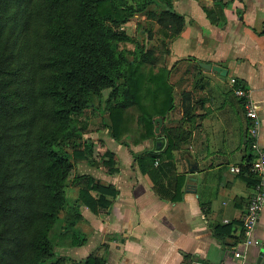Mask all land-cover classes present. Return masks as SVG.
Returning <instances> with one entry per match:
<instances>
[{
    "label": "trees",
    "instance_id": "obj_1",
    "mask_svg": "<svg viewBox=\"0 0 264 264\" xmlns=\"http://www.w3.org/2000/svg\"><path fill=\"white\" fill-rule=\"evenodd\" d=\"M140 12L164 37L182 29L184 19L171 11L170 0H0V264H65L50 234L67 231L70 182L78 180L79 204L91 210L109 205L103 194L96 199L90 192L112 195V189L86 174L71 177L78 162L96 164L85 137L95 130L87 108L99 110L103 127L126 145L155 139L154 120L161 117L164 149L133 155L142 170L147 158L167 177L169 188L152 181L158 195L181 194L184 178L175 173L173 151L188 142L190 131L165 125L174 108L168 70L161 65L155 71L153 50L120 28ZM100 158L114 170L113 152ZM251 159L243 169L249 171ZM83 240L75 233L67 246Z\"/></svg>",
    "mask_w": 264,
    "mask_h": 264
},
{
    "label": "crops",
    "instance_id": "obj_2",
    "mask_svg": "<svg viewBox=\"0 0 264 264\" xmlns=\"http://www.w3.org/2000/svg\"><path fill=\"white\" fill-rule=\"evenodd\" d=\"M170 1L171 11L184 19L181 31L164 37L154 21L146 19L145 26L150 22L154 40L164 45L161 52L154 51V70L164 65L173 87L174 108L165 125L181 124L190 131L188 142L173 151L175 173L184 178L181 194L175 199L158 195L152 181L169 188L167 177L147 158L142 170L133 155L163 150L165 133L158 131L153 140L128 145L109 136L107 128L103 135L96 133V164L78 162L71 177L89 175L114 194L92 190L96 199L103 194L109 205L96 204L91 210L76 201L78 180L66 187L72 189L73 199L65 211L67 231L58 233L65 237L59 247L65 264H83L88 258L101 264L241 262L232 250L244 248L240 218L258 177L250 168L243 169L251 154L252 162L254 149L248 141L243 99L234 88L252 95L262 123L258 141L264 147V0ZM200 62L218 65L226 74ZM105 150L115 155L113 171L99 159ZM187 158L196 169H190ZM75 233L83 242L67 246ZM254 236L260 245L245 248L244 263L264 264V206Z\"/></svg>",
    "mask_w": 264,
    "mask_h": 264
},
{
    "label": "built area",
    "instance_id": "obj_3",
    "mask_svg": "<svg viewBox=\"0 0 264 264\" xmlns=\"http://www.w3.org/2000/svg\"><path fill=\"white\" fill-rule=\"evenodd\" d=\"M231 81L235 82V78H231ZM234 93L237 96L242 97L245 114L249 119L248 134L251 138L252 147L254 149V158L250 164V171L258 177L255 191L240 218L242 227L241 244L244 248H234L232 250L233 257L235 259H241L240 264H245V248L252 244L260 245L259 239L254 236V228L259 219L261 209L264 206V147L261 146L258 141L262 123L258 116L257 107L252 95L242 87H235ZM193 264L204 263L200 260H195Z\"/></svg>",
    "mask_w": 264,
    "mask_h": 264
},
{
    "label": "rangeland",
    "instance_id": "obj_4",
    "mask_svg": "<svg viewBox=\"0 0 264 264\" xmlns=\"http://www.w3.org/2000/svg\"><path fill=\"white\" fill-rule=\"evenodd\" d=\"M145 14L143 12L140 13H136L134 14L133 17H131L127 22H125L124 24H122L120 26V28L124 29L126 32H128L130 35H132V37L136 40H138L141 45L143 46L144 49H152L153 52L154 51H159L161 52L162 49L164 48V45L162 43H158L156 42V40H154V32L152 31V34H148L149 32L145 31ZM148 34V35H147ZM150 35V36H149ZM153 47V48H152ZM157 64V63H156ZM109 90H104L103 95L106 96L107 92ZM85 114L86 116L93 120L94 123L90 124V127H92L95 130H92L91 132H88L85 137L90 138L92 140V160H96V146H94V144L96 143V133H101V135L104 134L105 132V127H103L102 125V115L101 113H99V110H95L93 108H87L85 110ZM110 136V134H109ZM94 141V142H93ZM73 173V172H72ZM71 188H66V196H67V203L68 204H72V195H71ZM58 228L54 229L51 231V238L52 241L55 242V244H57V248L59 249V247H61L62 245V240L60 238H64L63 236H58ZM67 237H69L70 239V235L67 234L65 235Z\"/></svg>",
    "mask_w": 264,
    "mask_h": 264
},
{
    "label": "water",
    "instance_id": "obj_5",
    "mask_svg": "<svg viewBox=\"0 0 264 264\" xmlns=\"http://www.w3.org/2000/svg\"><path fill=\"white\" fill-rule=\"evenodd\" d=\"M200 65L202 67H205V68H212V69H214V70H216V71H218V72H220L222 74H226V71L222 67H220L218 65H212L211 63H204V62H200ZM154 122L157 123V125L155 127V132H158L159 131V127L162 124V118L161 117H156ZM186 161H187L188 165L190 166V169H196L197 168L196 164H195L194 167H191V162L189 161L188 158L186 159Z\"/></svg>",
    "mask_w": 264,
    "mask_h": 264
}]
</instances>
